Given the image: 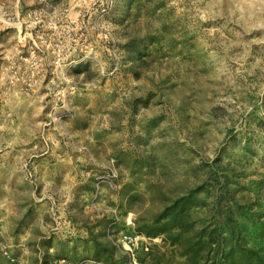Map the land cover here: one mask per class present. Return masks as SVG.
<instances>
[{
  "label": "rangeland",
  "instance_id": "374dc122",
  "mask_svg": "<svg viewBox=\"0 0 264 264\" xmlns=\"http://www.w3.org/2000/svg\"><path fill=\"white\" fill-rule=\"evenodd\" d=\"M0 264H264V0H0Z\"/></svg>",
  "mask_w": 264,
  "mask_h": 264
}]
</instances>
